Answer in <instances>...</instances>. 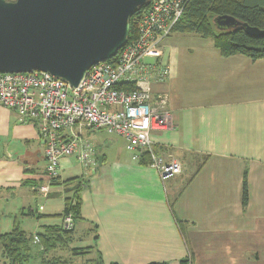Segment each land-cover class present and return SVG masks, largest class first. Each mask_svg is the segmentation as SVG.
Returning a JSON list of instances; mask_svg holds the SVG:
<instances>
[{
  "label": "crops",
  "instance_id": "1",
  "mask_svg": "<svg viewBox=\"0 0 264 264\" xmlns=\"http://www.w3.org/2000/svg\"><path fill=\"white\" fill-rule=\"evenodd\" d=\"M145 61L169 68L151 95H167L172 127L150 138L180 172L160 179L123 137L99 130L110 135H94V172L64 156L49 180L34 120L0 104V234L19 215L62 224L53 214L72 194L65 181L77 178V244L104 264H264V57L224 56L211 37L171 32Z\"/></svg>",
  "mask_w": 264,
  "mask_h": 264
},
{
  "label": "built area",
  "instance_id": "2",
  "mask_svg": "<svg viewBox=\"0 0 264 264\" xmlns=\"http://www.w3.org/2000/svg\"><path fill=\"white\" fill-rule=\"evenodd\" d=\"M186 0H149L137 21L134 37L119 49L115 63L107 60L92 65L79 81H67L47 71L0 72V104L16 110L23 120H34L46 160V176L59 174L60 159L75 156L85 175L95 170V145L89 130H105L125 139L126 148L149 165L164 180L180 172L178 160H165L155 153L150 133L172 127L165 93L151 95L153 81H164L169 68L148 63L157 43L171 33ZM133 84L132 89L119 88ZM49 184L41 185L47 193ZM71 214L61 226L73 227Z\"/></svg>",
  "mask_w": 264,
  "mask_h": 264
},
{
  "label": "water",
  "instance_id": "3",
  "mask_svg": "<svg viewBox=\"0 0 264 264\" xmlns=\"http://www.w3.org/2000/svg\"><path fill=\"white\" fill-rule=\"evenodd\" d=\"M149 0H0V72L47 71L77 86L86 71L114 57L128 40L130 16ZM219 29L242 26L264 36L230 14H218Z\"/></svg>",
  "mask_w": 264,
  "mask_h": 264
},
{
  "label": "trees",
  "instance_id": "4",
  "mask_svg": "<svg viewBox=\"0 0 264 264\" xmlns=\"http://www.w3.org/2000/svg\"><path fill=\"white\" fill-rule=\"evenodd\" d=\"M146 6L147 4L142 5L130 16L128 39L135 36L137 31L136 20L141 10ZM218 14H230L252 26L264 28V0H186L182 14L172 25L171 32H193L211 37L214 45L219 48L224 56L238 53L245 54L252 59L264 57V36H251L246 33L242 26L221 30L213 21ZM107 61L115 63V57H111ZM118 87L132 89L134 85L120 84ZM149 161L148 154L143 152L140 162L148 164ZM65 182L66 184L67 182L75 183L71 186L72 194L65 198L62 212L53 215L63 218L65 214H71L73 227L64 229L61 224H45L34 234H28L27 231L15 225L10 231L0 234V256L3 257L1 264L30 263L29 261L34 256V254H31V241L33 240L40 246L37 253L39 255L38 264H71L70 258L77 259L90 251V246H71L77 241L74 234L75 222L82 218L80 213V190L83 180L72 178ZM242 189L243 199L245 200L247 195L245 178ZM58 249L69 251L70 256L50 254V252ZM86 264H104V262L101 255L96 253V255L94 254L87 259ZM179 264H189L188 259H181Z\"/></svg>",
  "mask_w": 264,
  "mask_h": 264
},
{
  "label": "rangeland",
  "instance_id": "5",
  "mask_svg": "<svg viewBox=\"0 0 264 264\" xmlns=\"http://www.w3.org/2000/svg\"><path fill=\"white\" fill-rule=\"evenodd\" d=\"M95 131V130H93ZM100 134V137L98 135V139L97 140H100V138L102 136H106V135H110V134H107L106 132H102V131H99V132H92L91 134V139L93 140V142L95 143V140H94V135L95 134ZM34 208V207H33ZM29 210V208L27 209ZM40 219V217H38L37 215H19L17 220H16V224L18 226L21 227V229H24L25 231L28 232V234H34V231H38L41 229V226H37V220ZM32 242V251H31V254L34 256L31 258V260L29 261L30 263H27V264H38L39 263V255H37L38 253V250L40 248V246L35 242V240L31 241ZM77 246V241L74 242L71 246ZM80 246V245H79ZM30 254V255H31ZM51 255L55 254V255H62V256H70V253L69 251H62V250H56V251H52L50 252ZM49 254V255H50ZM91 256L90 252H88L87 254H85L84 256H79V258L75 259L74 257L73 258H70L71 259V264H86L87 262V259ZM3 260V257L0 256V264L2 263Z\"/></svg>",
  "mask_w": 264,
  "mask_h": 264
}]
</instances>
